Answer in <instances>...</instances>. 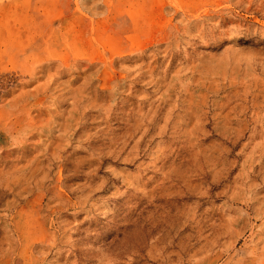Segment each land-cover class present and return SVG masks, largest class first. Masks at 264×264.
Masks as SVG:
<instances>
[{
    "label": "rangeland",
    "instance_id": "374dc122",
    "mask_svg": "<svg viewBox=\"0 0 264 264\" xmlns=\"http://www.w3.org/2000/svg\"><path fill=\"white\" fill-rule=\"evenodd\" d=\"M0 264H264V0H0Z\"/></svg>",
    "mask_w": 264,
    "mask_h": 264
}]
</instances>
